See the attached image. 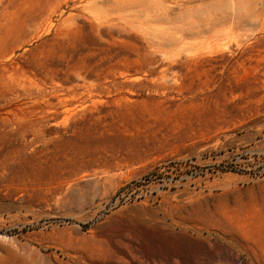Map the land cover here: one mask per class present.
I'll return each instance as SVG.
<instances>
[{
  "label": "rangeland",
  "instance_id": "374dc122",
  "mask_svg": "<svg viewBox=\"0 0 264 264\" xmlns=\"http://www.w3.org/2000/svg\"><path fill=\"white\" fill-rule=\"evenodd\" d=\"M0 0V264H264V0Z\"/></svg>",
  "mask_w": 264,
  "mask_h": 264
},
{
  "label": "bare ground",
  "instance_id": "6f19581e",
  "mask_svg": "<svg viewBox=\"0 0 264 264\" xmlns=\"http://www.w3.org/2000/svg\"><path fill=\"white\" fill-rule=\"evenodd\" d=\"M230 6H227L225 8V11H222L219 14H213L211 17L214 21L221 22L223 24H226L230 27L239 25L241 22H248L252 23L259 19L260 15L253 11V8L251 11L246 13H241V5H239V2L231 0L228 3Z\"/></svg>",
  "mask_w": 264,
  "mask_h": 264
}]
</instances>
